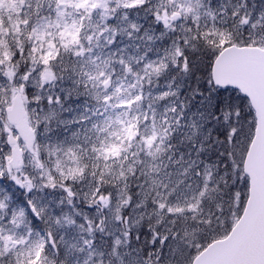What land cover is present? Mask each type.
I'll use <instances>...</instances> for the list:
<instances>
[{"label":"snow or ice","instance_id":"obj_1","mask_svg":"<svg viewBox=\"0 0 264 264\" xmlns=\"http://www.w3.org/2000/svg\"><path fill=\"white\" fill-rule=\"evenodd\" d=\"M18 2L0 14V264H199L250 202L264 108L257 126L214 69L264 51V0ZM141 13L170 45L116 59Z\"/></svg>","mask_w":264,"mask_h":264},{"label":"water","instance_id":"obj_2","mask_svg":"<svg viewBox=\"0 0 264 264\" xmlns=\"http://www.w3.org/2000/svg\"><path fill=\"white\" fill-rule=\"evenodd\" d=\"M218 87L233 88L246 96L256 114L264 108V51L250 50L231 56L222 67L214 69ZM21 134L27 127L17 114ZM245 169L250 178V202L243 216L224 241L203 251L199 264H264V145L249 149ZM262 200V201H261Z\"/></svg>","mask_w":264,"mask_h":264},{"label":"rangeland","instance_id":"obj_3","mask_svg":"<svg viewBox=\"0 0 264 264\" xmlns=\"http://www.w3.org/2000/svg\"><path fill=\"white\" fill-rule=\"evenodd\" d=\"M19 11H20V4H19L18 0H0V14H3V16H5V17L12 16L13 18H15V16L19 14ZM144 16H145V14L141 13V18L138 20H136L135 16H133V19L136 20V23L142 25L143 27L141 28L139 33L135 34L134 38H129L127 35L120 37V43L117 45V47L115 49V51L117 53L116 59H119L120 56H123L125 59H128L129 57H137L138 58V57L144 55L145 50L148 46H151V48H152V51L148 53V58L156 59L157 52L162 51V49L165 47L166 44L170 45V43H171L170 39H163L162 40V39L157 38L155 40V42L146 40V38L144 37L145 31H150V30L155 29L156 25L150 19H145ZM150 34H152L156 37H159L158 32L150 31ZM170 36H171V34L169 33V37ZM120 49H125V51L121 52ZM160 86L163 87V78L161 79ZM153 87L155 88V85H153ZM236 94L238 96H242L238 91L236 92ZM193 102H195V101H193ZM73 106H75L74 103H73ZM249 107L253 112V109L251 108L249 101H248V107H246V111L248 110ZM66 115H67V113H66ZM253 115H254V113H253ZM249 119L251 120L252 117H249ZM63 131L64 130L61 129V132L57 133V134H63ZM183 150H187V149L185 148ZM203 211H204L205 216L211 217L216 212H218L219 209L215 207L214 202H210L203 209ZM229 221H231V218H229ZM226 228H227V224L222 222L221 231L218 234L219 238L216 240H219V239H222L225 237L223 232H224V229H226ZM216 240H214L212 242H215ZM205 242H207V241H205Z\"/></svg>","mask_w":264,"mask_h":264}]
</instances>
